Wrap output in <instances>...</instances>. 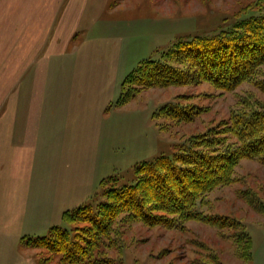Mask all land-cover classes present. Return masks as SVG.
<instances>
[{
  "label": "crops",
  "instance_id": "obj_1",
  "mask_svg": "<svg viewBox=\"0 0 264 264\" xmlns=\"http://www.w3.org/2000/svg\"><path fill=\"white\" fill-rule=\"evenodd\" d=\"M88 4L0 0L3 240L23 245L24 237L44 236L63 226L65 212L86 203L96 186L105 124L125 108L114 103L131 72L129 44L87 29ZM26 250L33 252H18L14 264H37L36 249ZM252 260L264 264V248Z\"/></svg>",
  "mask_w": 264,
  "mask_h": 264
},
{
  "label": "rangeland",
  "instance_id": "obj_2",
  "mask_svg": "<svg viewBox=\"0 0 264 264\" xmlns=\"http://www.w3.org/2000/svg\"><path fill=\"white\" fill-rule=\"evenodd\" d=\"M263 5L264 0H89L84 26L93 34L125 38L131 50L129 67L132 71L140 61L159 58L163 51L180 41L195 35H213L231 28L237 20L258 15ZM247 95L264 104V94L248 83L233 92H222L204 83L141 93L125 108L113 112L111 122H106L103 132L106 142H102L98 159L96 186L84 198L83 205L97 211L106 201L107 191L135 181L136 165L163 154L172 157L176 143L223 123L230 117L238 97ZM179 101L206 112L194 123L174 125L168 133L160 131L154 113ZM160 123L172 124L162 119ZM110 177H116L117 181L108 179ZM236 177L237 183L208 194L201 209L209 216L229 217L241 223L240 230L251 236L253 251L259 255L264 248V166L258 161L243 160L236 168ZM104 178L106 180L102 181ZM63 228L74 238L92 239V235L86 236L87 229L91 228L88 222L71 220L64 223ZM114 228L117 250L111 249L108 254L121 259L123 264H247L235 256L230 239L222 237L217 228L199 222L186 223L183 231L151 229L141 223ZM223 232L232 235L235 231ZM3 238L0 237V264H14L18 252H33L17 244L12 237ZM36 252L37 264L49 257L44 264H61L60 258L47 250Z\"/></svg>",
  "mask_w": 264,
  "mask_h": 264
},
{
  "label": "trees",
  "instance_id": "obj_3",
  "mask_svg": "<svg viewBox=\"0 0 264 264\" xmlns=\"http://www.w3.org/2000/svg\"><path fill=\"white\" fill-rule=\"evenodd\" d=\"M247 18L216 34L180 41L159 58L140 61L122 82L114 106L123 107L150 89L204 83L222 92L248 83L264 94V5L258 15ZM205 112L179 101L163 106L153 118L159 130L168 133L174 125L194 123ZM161 119L172 124H162ZM243 160L264 166V104L252 95L238 97L230 117L220 125L176 143L172 157L163 154L136 165L135 181L107 191L97 211L82 205L64 213L66 224L88 222L91 228L86 236L92 239L74 238L63 226H54L47 235L22 238V244L47 250L61 264H123L108 254L117 250L115 225L141 223L151 229L183 231L186 223L194 221L217 228L232 241L235 256L250 264L253 240L240 230L242 224L229 217L209 216L201 209L208 194L238 182L236 168ZM108 179L117 181L116 177ZM226 229L235 232L226 235ZM46 260L50 257L39 264Z\"/></svg>",
  "mask_w": 264,
  "mask_h": 264
}]
</instances>
